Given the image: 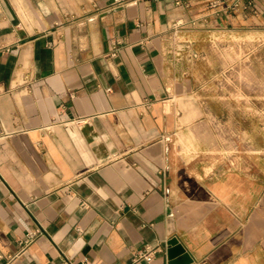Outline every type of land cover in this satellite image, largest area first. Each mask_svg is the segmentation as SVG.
Masks as SVG:
<instances>
[{"label":"crops","instance_id":"1","mask_svg":"<svg viewBox=\"0 0 264 264\" xmlns=\"http://www.w3.org/2000/svg\"><path fill=\"white\" fill-rule=\"evenodd\" d=\"M87 1L0 28V264H264V168L205 150L184 71L264 0Z\"/></svg>","mask_w":264,"mask_h":264},{"label":"rangeland","instance_id":"2","mask_svg":"<svg viewBox=\"0 0 264 264\" xmlns=\"http://www.w3.org/2000/svg\"><path fill=\"white\" fill-rule=\"evenodd\" d=\"M87 0H0V28L30 32L73 20ZM184 49L199 94L205 150L217 164L264 168V29L231 30ZM189 56V57H188ZM208 147V148H207ZM188 149V148H187Z\"/></svg>","mask_w":264,"mask_h":264},{"label":"built area","instance_id":"3","mask_svg":"<svg viewBox=\"0 0 264 264\" xmlns=\"http://www.w3.org/2000/svg\"><path fill=\"white\" fill-rule=\"evenodd\" d=\"M39 235L38 232H29L27 233L19 242L20 245V252L19 255H23L24 253L27 252L31 244L35 241L37 236ZM148 255V254H147ZM146 253L145 254H140L139 258H146L147 257ZM13 263V258H9L5 264H12Z\"/></svg>","mask_w":264,"mask_h":264},{"label":"water","instance_id":"4","mask_svg":"<svg viewBox=\"0 0 264 264\" xmlns=\"http://www.w3.org/2000/svg\"><path fill=\"white\" fill-rule=\"evenodd\" d=\"M169 246L173 249V251L171 252H169V254H173V252H178V251H180L182 254H184V252L182 251V249L178 246V244H177V242H176V240H171L170 242H169ZM186 257H184V259H185ZM187 262H188V260H187V258L183 261V264H187Z\"/></svg>","mask_w":264,"mask_h":264}]
</instances>
